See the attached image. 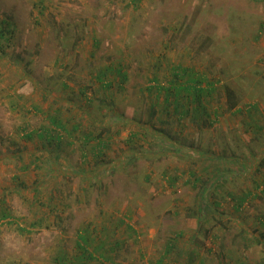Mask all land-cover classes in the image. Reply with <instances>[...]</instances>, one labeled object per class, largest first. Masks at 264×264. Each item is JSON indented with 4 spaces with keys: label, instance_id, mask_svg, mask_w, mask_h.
I'll return each mask as SVG.
<instances>
[{
    "label": "rangeland",
    "instance_id": "obj_1",
    "mask_svg": "<svg viewBox=\"0 0 264 264\" xmlns=\"http://www.w3.org/2000/svg\"><path fill=\"white\" fill-rule=\"evenodd\" d=\"M5 21L0 264H80L75 256L101 249L87 235L103 243L108 217L121 221V264L133 255L155 264L167 243L176 264L199 207L264 209V177L254 183L264 156V0H0V29ZM189 83L182 103L165 104L166 89L175 95ZM189 92L200 96L199 115L185 103ZM55 115L74 130L52 127ZM147 121L214 156L188 168L169 155L145 158L170 151ZM49 128L63 138L57 150L37 137ZM216 170L229 175L226 185L200 196ZM245 189L254 196L241 205L235 196Z\"/></svg>",
    "mask_w": 264,
    "mask_h": 264
},
{
    "label": "crops",
    "instance_id": "obj_2",
    "mask_svg": "<svg viewBox=\"0 0 264 264\" xmlns=\"http://www.w3.org/2000/svg\"><path fill=\"white\" fill-rule=\"evenodd\" d=\"M175 112V109H172ZM179 113V112H178ZM178 118L181 119V114H178ZM199 115V114H197ZM213 115H215L213 117ZM161 118V117H160ZM216 118V112L213 110L209 122L212 123ZM209 119V118H208ZM178 120V121H179ZM64 133L68 134L72 130V128L67 129L66 127H62ZM73 131V130H72ZM138 134V133H137ZM136 133H133L132 136H136ZM161 138H164L161 134L157 133ZM194 139L190 141L191 143L196 141ZM184 144V142H180ZM199 145L198 141L196 143ZM100 146V144H99ZM170 151L165 150L164 152L160 153L159 155L150 156L146 155L145 158L148 159H158L162 156L169 155L170 158L177 161L180 164L179 167L188 168L190 165H195L197 161H203L204 159L194 158V159H179L176 155L177 148L175 147H168ZM174 148L175 151H172ZM130 154L134 155L137 158L135 153ZM217 155V153H216ZM148 156V157H147ZM140 157V156H138ZM206 159V158H205ZM215 159V158H214ZM198 166L200 163H197ZM189 165V166H188ZM198 168V167H197ZM256 172L258 173V179L254 181L255 187L259 184L261 179L264 177V169L256 166ZM192 172L187 171V175ZM194 173V172H193ZM217 175L209 181L211 182L214 190H217L219 185L225 184L224 182L227 181L229 175L225 174L222 171L216 170ZM238 175V174H237ZM246 176V175H245ZM243 178V177H240ZM242 180V179H241ZM214 183V184H213ZM252 188V187H251ZM252 190V192H250ZM259 191V189H257ZM227 197H234L229 191H225ZM218 193V192H217ZM213 192L214 196L217 194ZM210 193V195H213ZM254 196L253 189H245L244 191L241 190L238 196L235 198L239 199V201H245L246 199H251ZM246 198V199H245ZM216 200V198L214 199ZM241 205L242 202H241ZM240 205V206H241ZM221 205L216 202V206L211 212L203 211L204 217L201 219V222L198 221V210H196L194 217V229L189 234L185 230L183 233H180L183 236V241L179 247L182 248L180 253L176 255L177 263L176 264H264V209H257V210H242L241 208H225L221 209ZM218 207V209L216 208ZM217 209V210H216ZM247 212L245 215L244 213ZM114 214V213H113ZM214 216L217 219V222L214 220V225L211 228L207 227L208 229H201L203 223V219L205 217ZM250 216V222L248 218ZM246 219V220H245ZM220 220V221H219ZM228 221V222H227ZM102 222L103 228L100 230H106L108 232V236L104 238L103 243H93L92 233L89 236V243L92 244L94 249H100L95 253H90L88 257L82 255L75 256L76 263L79 261L80 264L88 263L90 260L99 261L102 260L104 264H121L120 260L122 259V245L121 242H126L125 239L121 238L119 231L121 221L115 219V217H108L107 219H103ZM101 225V224H100ZM93 228V225H87ZM88 228V229H91ZM210 229V230H209ZM87 231V230H86ZM110 231H114L116 237H112V233ZM203 235V242H201V234ZM85 235V234H84ZM87 236H84L87 239ZM111 236V238H110ZM81 242V241H80ZM84 243H88L85 241ZM130 244V243H129ZM179 244V243H178ZM186 244V246H185ZM166 245V244H165ZM78 248H81V245L75 244ZM174 246L172 244L167 243L165 246V253L163 256H160L158 259H155V264H169V260L172 257L170 253V249ZM107 248V250H103ZM179 249V248H177ZM179 252V251H177ZM132 259L129 261V264H135L134 259L135 255H133ZM170 257V258H169ZM60 258V257H59ZM58 257H54L51 261L58 262L60 259ZM104 259V260H103ZM73 261V260H72ZM106 261V262H105Z\"/></svg>",
    "mask_w": 264,
    "mask_h": 264
},
{
    "label": "trees",
    "instance_id": "obj_3",
    "mask_svg": "<svg viewBox=\"0 0 264 264\" xmlns=\"http://www.w3.org/2000/svg\"><path fill=\"white\" fill-rule=\"evenodd\" d=\"M3 25L4 26L2 27V29H0V35H2V36H3V30L5 32H8L7 30H8L9 23H7V21H5L3 23ZM190 85H191V83H189V85H180L179 87H177L175 89V91H176L175 92V95H172V93L170 92V88L166 89V93L167 94H166V97H165V104L167 105L169 100H172L173 103H177V102H180V101H181L180 103H182L183 102L182 101V98H180V97L178 98V96L184 97L185 96V89H191V88H193V87L187 88ZM186 95H187V100L188 101L185 102V103H187V106H189V108L191 107V110L194 111L195 115H197V113L200 112V110L201 111L202 110L204 111V109L200 105V96L199 95H197L196 93H191V92L186 93ZM190 102H192V104H189ZM184 107L183 106H180V104L179 105H175V111H176V113L179 112L180 114H185L186 113V110H184L185 109ZM204 114L207 115V112H205ZM55 116L56 117H50L49 118V120H48L49 121V124L52 127L56 128V129L58 128V129L61 130L62 129L61 126H64V125L61 123V121L57 117V115H55ZM210 116H211V113H210V111H208L207 118H209V120H210ZM114 117L117 118L116 114H112L111 117H110V119H113ZM128 122L129 123H134V121H131L129 119H128ZM111 124H112V121H111ZM145 124H146V128H147L148 134L153 135L154 134V131H155V132L161 134L164 137L161 140L160 139L161 137L159 135H157V137L154 136L155 139H157V141H162L164 144H168L169 146H172V147L177 148L176 155H177V157L179 159H194V158L205 159V158H210V157H213L214 156L213 153H211L209 151L202 150L201 147L192 146L193 145L192 143H189L188 146H186L185 144H181V143L178 144L177 142L175 143L173 141V139L171 137H169L163 130L156 129V127L155 126L153 127V125H151L149 121H147V123H145ZM159 124L164 125L166 123H162L161 122ZM139 125H141V124H139ZM143 125L144 124H142V126ZM153 129H155V130H153ZM73 130H74V128H73ZM28 137H30V135ZM37 137L39 139L44 140L45 142H48V144L50 146H54L56 148V150L59 149V146H61V142L59 140L62 138V136H60V134L57 133L56 131L55 132L52 131L51 128H49L47 130L45 129V130L39 132L38 135H37ZM258 166L260 168H264V156L261 159H259ZM211 186H212V184H211V182H209L208 185H207V188L205 187L202 190V194L200 196H203L204 194H206L208 188L211 187ZM259 190L260 191H264V186L259 187ZM197 214H198V217H197L198 218V221L201 222V219L204 217V214H203V211H202V209L200 207H199V210H198V213Z\"/></svg>",
    "mask_w": 264,
    "mask_h": 264
}]
</instances>
